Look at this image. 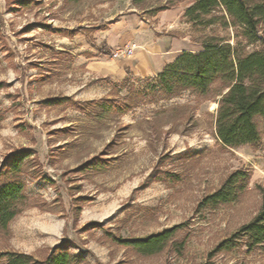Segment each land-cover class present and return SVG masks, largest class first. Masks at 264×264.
<instances>
[{"label":"rangeland","instance_id":"1","mask_svg":"<svg viewBox=\"0 0 264 264\" xmlns=\"http://www.w3.org/2000/svg\"><path fill=\"white\" fill-rule=\"evenodd\" d=\"M193 3L0 0V166L18 150L36 153L35 163L31 157L22 162L18 179L26 197L8 229H0V251L44 260L62 245L85 264H264V247L249 251L243 241L214 250L264 204L260 117L257 143L222 145L214 130L226 91L219 80L204 95L159 94L125 113L102 106L120 103L131 85L141 88L144 78L156 77L126 71L113 80L104 73L114 58L100 49L128 46L108 47L112 28L119 42L139 28L173 34L180 52L200 51L210 37L235 42L233 27L183 17ZM98 57L103 71L96 74L84 60ZM124 80L128 86L118 87ZM90 160H99L101 171L82 172ZM236 169L250 175L237 199L205 205L203 199ZM176 226L158 252L144 255L127 243Z\"/></svg>","mask_w":264,"mask_h":264},{"label":"trees","instance_id":"2","mask_svg":"<svg viewBox=\"0 0 264 264\" xmlns=\"http://www.w3.org/2000/svg\"><path fill=\"white\" fill-rule=\"evenodd\" d=\"M133 1L141 3L143 0ZM183 17L197 25L220 23L225 27H233L236 29L235 42L231 44L226 39L210 37L205 40L200 51L181 52L171 63L164 65L155 78H144L141 88L131 85L129 93L120 103L108 101L102 105L103 108L108 112L116 110L125 113L142 103L145 98L149 97L148 100L151 101L159 94L174 96L181 91L191 90L204 95L219 80L226 85V91L220 95L215 113L216 138L229 148L257 143L260 140L255 121L257 117L262 119L264 128V0H194L184 10ZM247 45L257 47L246 52ZM100 52L106 57L112 54L111 50L104 48ZM128 84L129 81L124 80L118 87ZM2 119L0 114V127ZM30 157L35 163L34 151L18 150L5 158L0 166L1 230L8 229V224L19 212L18 206L26 197V184L18 176L22 173V162ZM96 162L99 160L86 162L81 171H101L102 165ZM249 177L246 171L236 169L216 191L203 199V203L217 206L236 200ZM177 228H166L145 238L128 240L127 243L137 252L149 255L162 249ZM242 241L249 251L254 247H264V204L251 222L242 225L238 232L224 239L214 250H230ZM84 262V257L69 254L62 245L52 249L44 260L17 251H0V264H85Z\"/></svg>","mask_w":264,"mask_h":264},{"label":"crops","instance_id":"3","mask_svg":"<svg viewBox=\"0 0 264 264\" xmlns=\"http://www.w3.org/2000/svg\"><path fill=\"white\" fill-rule=\"evenodd\" d=\"M178 14L173 13L171 17H176ZM114 30L112 28L110 32V44L112 46H108L109 48L113 49L116 45L122 44L134 49L128 58H114L112 67L104 72L110 75L113 80H122L127 75L126 71H130L141 78L157 75L164 65L171 63L181 53L179 50L180 42L173 34L159 37L149 32L140 33L139 30L141 29L139 28L137 34L127 33L119 42ZM84 62H86V68L91 72L98 74V72L103 71L98 68L99 64L102 63L101 57L87 58Z\"/></svg>","mask_w":264,"mask_h":264},{"label":"built area","instance_id":"4","mask_svg":"<svg viewBox=\"0 0 264 264\" xmlns=\"http://www.w3.org/2000/svg\"><path fill=\"white\" fill-rule=\"evenodd\" d=\"M132 53H133L132 47H127L124 49L117 48L112 52L111 57L112 58H128L132 55Z\"/></svg>","mask_w":264,"mask_h":264}]
</instances>
